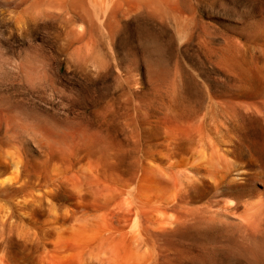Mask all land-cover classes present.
I'll use <instances>...</instances> for the list:
<instances>
[{
	"label": "rangeland",
	"instance_id": "obj_1",
	"mask_svg": "<svg viewBox=\"0 0 264 264\" xmlns=\"http://www.w3.org/2000/svg\"><path fill=\"white\" fill-rule=\"evenodd\" d=\"M49 1L0 0V174L3 173V179L9 175L14 177L16 158H13L17 156L15 144L18 142H22L23 152L31 163L51 170L60 164L54 156L65 149L57 141L77 135L79 142L84 139L80 143L93 144L98 154L108 158L114 168L113 178L117 185L129 184L135 190L141 179L149 181L150 169L160 165L168 149L166 115L174 117L173 114L184 112L173 127L187 145L190 140L187 131L196 125L194 128L204 126L212 132L211 116L221 114L226 103L241 96L243 79L231 66L228 55L238 62H248L243 64L251 68L264 65V0H174L175 3L164 0L170 9L169 5L163 6L165 3L158 0H151L156 5L150 0H127L130 2L125 1L127 10L123 8L115 13L117 15L113 14L116 16H111L114 22L108 19L110 23L107 21L106 28L96 21V14L100 15L99 8L104 9L101 5L106 6L110 0H65V5L69 6H66L67 10H61L57 2L56 6L61 9L50 5ZM67 1L72 4L68 5ZM148 1L161 14L150 8ZM158 3L164 4L158 6ZM172 5H176L178 13L183 15L176 13L177 10L172 11ZM74 6L88 10L84 20L73 15L70 7ZM182 8L183 11L180 10ZM171 12L177 14V18ZM80 25L83 27L79 29ZM109 26L112 28L108 30ZM78 32H85L81 40L78 38L82 34ZM237 45L242 46L239 48ZM261 48L263 50H259ZM230 67L235 69L234 72ZM221 103L224 104L221 106ZM237 109L241 113L238 114L239 119H224L220 135L231 129L230 133L242 139L240 142L244 146L251 145L258 135L259 122L243 108ZM33 132L45 142L44 150H38L34 145ZM68 155V160L62 162L67 166L65 173L68 175H63L68 181L72 177V181L77 183L63 182L66 178L59 176V180L65 183L64 188L74 191L72 187L81 189L85 186L86 193H94L96 188L91 185L94 177L90 183L87 181L90 171H80L87 162L86 152H69ZM46 174L43 173V179ZM27 178L28 175L22 176L18 184L23 189L18 185L16 189L0 186V217L7 219L16 215L13 219L17 218L11 222L12 225L0 227L2 241L11 243L9 231L20 224L18 229L25 228V223L19 224L18 215L25 212L20 203L31 191L32 194L36 192L34 180ZM24 180L29 182L27 186ZM78 217L83 220L86 215L80 213ZM26 226L30 231H25L31 233L33 226ZM177 246L184 250L185 258L160 256L157 264H248L243 260L221 261L209 250L189 242L178 243ZM19 248L28 253L23 246Z\"/></svg>",
	"mask_w": 264,
	"mask_h": 264
},
{
	"label": "bare ground",
	"instance_id": "obj_2",
	"mask_svg": "<svg viewBox=\"0 0 264 264\" xmlns=\"http://www.w3.org/2000/svg\"><path fill=\"white\" fill-rule=\"evenodd\" d=\"M125 1L127 0H110V3L107 4L108 7H106V3V6L101 5L104 9L99 8L101 14H96V21L98 20L99 24L102 23L106 28L108 25L106 23L110 19H113L114 22L116 16L114 17L113 14L123 8L125 9L128 7L126 4L131 2L129 0L130 2L127 1L125 4ZM152 1L150 0V2ZM159 1L165 3L164 0H158L157 2ZM56 2L62 9L58 5L56 6ZM150 2L148 1V3ZM177 2L179 3V1ZM164 3H158V6ZM49 4H54L56 8L61 10H67L65 0H50ZM67 4L72 3L68 2ZM131 5L134 4L131 3ZM147 5L157 10L154 5L151 6V3ZM165 5H169V3L166 2L163 6ZM80 6H78L79 8L76 6L70 8L76 13H73V15L84 20L89 12L86 14L88 10H82L84 5L81 7L82 9H80ZM167 7L164 8L167 9ZM176 7L175 5L172 11L177 10L176 13H178V7ZM168 8L170 9V5ZM180 10L183 11V8ZM51 11L54 12V9ZM161 11L163 12V10ZM166 13L168 15V12ZM50 18L48 16V19ZM69 19L71 21V18ZM161 22L163 21L161 20ZM82 27L80 25L79 29ZM188 27L186 28L188 29ZM180 29L183 28L180 27ZM84 33H79L82 35H79L78 40H81ZM81 46L83 47V45ZM237 46L241 48L242 45ZM262 47L264 48V45ZM263 48L259 50H263ZM246 53H242V55ZM227 59L236 70L233 69L238 70V73L242 76L241 96L237 100L235 98L229 101L225 104V107H222L221 114L223 115L214 112L217 113L216 115L212 112L214 114L211 116L213 121V127L210 125L212 132H208L204 126L194 128L196 125L187 131L186 135L190 139L187 145L180 133L176 131L177 129L173 127L176 121L178 123V120L181 119L180 117L184 112L175 113L173 114L174 117L166 115L164 122L167 125V137L165 136V138L168 149L159 162L160 165L150 169L152 174H150L149 181H146L145 178L141 179L137 188L134 187L135 190H132L129 184L117 185L113 178L114 168L109 163L108 158L105 155L98 154L96 146L93 144L80 143L84 139L79 142L77 140L79 137L76 138L77 135L57 141L65 149L59 155L54 156L60 164L51 170L31 163L26 156L27 154L25 155V151L23 152L22 142L15 144L18 152L17 156L15 155L16 157L13 158H16L15 161L12 159L14 161V175L12 174L14 177L9 175L3 179V173L0 174V186L16 189L15 186L20 183L22 176L28 175L31 180H34L33 185L36 192L32 194L31 191V195L28 194L29 196H24V199L21 198L20 205L22 204V209L25 212H20L22 215H18L21 220L19 224L21 222L25 223L23 224L25 228L18 229L20 224L19 227L17 225L18 228L9 231V236L12 238L11 243L2 241L3 236H0V264H157L160 256L183 257L185 255L184 250L178 249L177 244L185 242L209 250L213 256L224 262L243 260L248 264H264V65L263 67H255L256 65L253 66V63H250L253 66L251 68L244 65L245 63L243 64L246 61H239L240 64H238V60L231 58L230 54ZM222 104L224 103L220 105L222 106ZM238 107L243 108L259 122L258 135L254 142L251 140V145L244 146L240 142L242 139H238L230 133L231 129L228 130L229 132L220 135L224 119H226L225 121L239 119ZM225 123L228 124V122ZM25 127L27 128V126ZM25 127L23 129L26 131L30 130ZM183 127V130H185L186 126L184 124ZM180 131L184 132L182 129ZM34 134L36 133L33 132ZM237 135L239 136V133ZM96 136H98V132ZM31 138L38 150H44L45 142L43 140L35 135ZM78 151L86 152L87 162L80 171H90L91 176L89 175L90 179L88 177L89 180H87L89 182L92 179L91 177H94L93 182H90L93 188H96L94 193H86L87 187L85 186L84 191H82L84 187L78 179L76 180L81 184V189L75 186V188L72 187L74 191H68L64 188L65 183L63 182L69 183L72 181V177L69 181L67 177H64L63 174L66 172L67 166H64L62 162L65 163V159L68 160L66 156H69V152ZM49 158L51 159V157ZM6 166L9 165L6 164ZM43 173H47L44 179L42 178ZM59 176L60 178L61 176L66 178V181H64L65 179H63V182L59 180ZM23 183L22 185H24ZM27 183L29 184V182ZM18 186L21 187V185ZM14 201L16 203V200ZM10 209L8 210L11 211ZM80 213L86 215L83 220L78 217ZM6 215L8 214L6 213ZM15 216L13 215V217ZM13 217L10 216L7 219H5V216L0 217V227L4 228L5 224H11L15 219ZM27 224L33 226L31 233H29L28 228L29 231H25L27 230ZM33 230L34 232H32ZM21 246L26 248L28 253H23L19 248ZM37 253L38 257L36 258L35 254Z\"/></svg>",
	"mask_w": 264,
	"mask_h": 264
}]
</instances>
